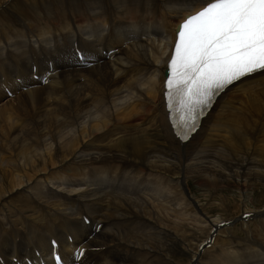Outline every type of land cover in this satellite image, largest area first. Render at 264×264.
<instances>
[{
	"label": "bare ground",
	"instance_id": "obj_1",
	"mask_svg": "<svg viewBox=\"0 0 264 264\" xmlns=\"http://www.w3.org/2000/svg\"><path fill=\"white\" fill-rule=\"evenodd\" d=\"M198 8L190 9L185 0H0V74L7 70L15 95L5 100L0 90L1 253L9 251L16 236L32 240V230L44 249V223L55 220L46 216L61 209L47 195L73 193V178L83 176L86 166L121 165L112 197L99 188L86 193L112 205L95 244L114 245L101 253L104 262L158 264L154 260L169 238L171 250L190 252L185 264H202L203 259L204 264H264V74L228 88L187 143H179L167 123L162 84L171 29ZM155 19L158 27L150 34ZM106 24L107 51H120L111 60L97 50ZM73 30L96 67L71 62L63 46H71ZM28 47L52 58V86L29 77L34 56ZM14 62L22 86L13 80L19 71ZM38 72H47L41 61ZM18 87L28 90L18 92ZM158 180L161 194L155 189ZM189 182L205 194L233 183L241 192L233 204L238 209L230 215L226 211L227 218L210 219L206 205L197 206V201L192 206ZM258 185L261 198L247 208L244 201L254 204ZM189 213L186 222L183 216ZM245 213H252L247 222L241 219ZM222 221L231 224L197 255L202 239ZM181 229L189 230L191 238L180 244Z\"/></svg>",
	"mask_w": 264,
	"mask_h": 264
},
{
	"label": "snow or ice",
	"instance_id": "obj_2",
	"mask_svg": "<svg viewBox=\"0 0 264 264\" xmlns=\"http://www.w3.org/2000/svg\"><path fill=\"white\" fill-rule=\"evenodd\" d=\"M190 9L176 30L165 99L174 130L187 139L199 118L230 85L264 74V0H185ZM77 57L84 54L77 50ZM87 59V57H84ZM55 245V241L52 242ZM57 264H63L56 257Z\"/></svg>",
	"mask_w": 264,
	"mask_h": 264
},
{
	"label": "rangeland",
	"instance_id": "obj_3",
	"mask_svg": "<svg viewBox=\"0 0 264 264\" xmlns=\"http://www.w3.org/2000/svg\"><path fill=\"white\" fill-rule=\"evenodd\" d=\"M22 5H25V4L22 3ZM1 9H0V11H1ZM154 11L156 12V14H158V12L156 10H154ZM6 18H7L6 15L3 16L1 21L6 20ZM157 27H158V21H157V19H155L150 34L153 33L156 30ZM160 31H162L161 28H160ZM161 36H163V33H162ZM154 37H156V36H154ZM13 56H15V55H13ZM0 65H2L1 62H0ZM71 70H72V68L68 69V71H71ZM3 74H4V76L6 78H8L9 75H8V72H7L6 69L4 70ZM189 185H190L192 191L197 196L198 200L202 203V205H206L205 207H206L208 212L205 209H204V212H206L207 215L209 214V216H211V217H216V216L220 217L221 216L222 218H227V217H225V216H227L226 211L230 215V214H232L231 211H236V209H238V208L233 207V204L236 203L235 205H237V201L239 199L238 198V194L241 195V192L238 191V186L234 185L233 183H230V185L229 184L228 185L225 184V187H223L222 190L218 189V190L215 191V193H213L212 191L211 192L208 191V193H206V194L203 191L204 189L200 190L198 187H196L194 184H192V182H189ZM259 185H262V184H259ZM259 185L257 186L255 192H253L254 194L252 195V197H253L252 203H254V204L250 205L249 203H247L248 202L247 200L244 201L245 205L247 204L248 207H252L253 205L258 204L257 203V201H258L257 198L259 197V189H258ZM249 192H251V189L248 190V193ZM202 193H204L203 196H202ZM188 196L192 198V206H193V204L196 205L197 200H196L195 197H193V194L188 195ZM221 197H224V199H221ZM244 198L246 199L247 196L243 195V199ZM187 203L189 204V206L191 208V203H189V201H187ZM197 206H199L198 202H197ZM233 209H235V210H233ZM180 210H181V212H184L183 208H181ZM190 214L191 213L186 214L187 215L186 217L183 216V219L186 222L189 221ZM230 217H232V216H230ZM188 232H189V230H186V229H183V230L181 229L180 230L179 234L177 235V238L180 239V244H181V242L184 239H190L191 238L190 235L188 234ZM235 234L238 235V236H241V234L238 233V232L235 233ZM205 239H206V236H205L204 239H202V241L200 243H202ZM164 241H165V244H166V245H164L165 248L162 249L161 251H159V252H161V255L157 256L154 261L158 262V264H159V262H164L165 264H185L187 262L188 258H189V253L190 252H187L186 250H183V249H180V248L179 249H174L173 248L171 250L170 248H171L172 244H170V239L166 238ZM194 247L195 246L193 245V248ZM221 248L222 247L220 246L218 248V250L221 249ZM237 251L240 253V249L239 250L237 249ZM192 255L194 256V252H192ZM169 259H170L171 262L169 261ZM200 262H203L202 264H204L205 262H207V259L206 260L203 259ZM194 264H197V263H194Z\"/></svg>",
	"mask_w": 264,
	"mask_h": 264
}]
</instances>
